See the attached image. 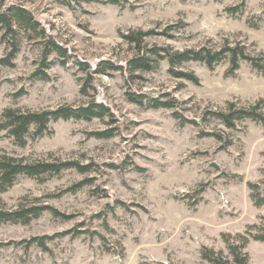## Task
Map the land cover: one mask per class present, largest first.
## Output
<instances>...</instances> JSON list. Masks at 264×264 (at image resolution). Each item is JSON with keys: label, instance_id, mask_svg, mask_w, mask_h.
Listing matches in <instances>:
<instances>
[{"label": "rangeland", "instance_id": "1", "mask_svg": "<svg viewBox=\"0 0 264 264\" xmlns=\"http://www.w3.org/2000/svg\"><path fill=\"white\" fill-rule=\"evenodd\" d=\"M8 1L28 9L71 59L52 64L46 79L32 81L39 53L24 41L14 66H0V113L5 107L77 106L94 99L109 107L112 121L60 119L24 147L0 133V150L13 156L33 160L51 154L94 164L86 173L19 176L0 192V211L50 204L68 216L43 212L26 224L0 222V264H199L202 247L227 253L223 234L264 224V203L252 201V194L264 199V124L245 119L230 129L203 117L228 102H260L264 113V61L261 68L242 61L233 72L226 59L212 68L195 61L176 67L193 73L198 82L192 83L174 77L165 61L154 71L130 70L127 61L138 48L122 37L149 31L147 48L173 50L228 40L264 60V0L82 1L71 7L56 0ZM100 60L123 70L93 75L88 95L81 94L86 72L75 62L91 70ZM21 87L25 93L14 98ZM126 91L173 99L175 106H139L126 99ZM173 112L197 125H180ZM108 128L114 132L110 138L87 135ZM201 130L220 132L222 139ZM84 179L90 183L63 191ZM64 230L78 233L48 241L45 248L16 243ZM245 251L250 264H264V241L250 239Z\"/></svg>", "mask_w": 264, "mask_h": 264}, {"label": "trees", "instance_id": "2", "mask_svg": "<svg viewBox=\"0 0 264 264\" xmlns=\"http://www.w3.org/2000/svg\"><path fill=\"white\" fill-rule=\"evenodd\" d=\"M58 3L72 6L73 3L80 4L82 1H100L103 3L119 4L118 0H56ZM151 35L149 31H133L129 34H122V37L128 42H134L138 52L129 58L127 66L130 70L154 71L158 68L161 61L168 64V71L177 78L197 83V77L193 73L178 70L176 67L183 63L195 61L205 64L212 68L223 60L229 62V71H235L242 61H249L254 67L261 68L259 58H254L248 54L246 47L240 43L231 44L224 40L220 44L212 43L208 40L206 43L197 47L185 48L183 50H173L170 47L152 46L147 48L144 44L145 37ZM24 41L32 43L38 49V65L29 75L30 80L46 79L47 70L54 63L65 65L71 55L66 47L61 45L55 38L49 34L34 15L23 5L0 0V43L3 45V54L0 56L1 67L14 66V59L21 50ZM145 48L144 52L141 49ZM78 68L86 72V77L82 80L80 93L88 95L87 89L93 75H109L112 72L122 71L123 67L110 60H100L96 66L89 70V65L82 61L75 62ZM25 93L24 88H20L12 95L14 98L20 97ZM126 99L129 102L139 106L149 108H169L175 106L173 99L159 100L147 97L145 94L126 91ZM260 102L250 106H238L234 102H228L225 108L207 110L204 112V119L215 120L225 128H234L237 121L245 119L258 121L264 124V113L261 112ZM180 122V125L191 123L197 125L194 120H187L177 112L172 113ZM109 117L112 121V113L109 107L103 102H97L94 99L88 100L82 105L62 104L53 108L29 109L20 107H5L0 113V133L9 138L14 145L24 147L29 139L41 137L48 133L49 124L57 120H92ZM201 135L214 137L221 140L222 135L217 131H203ZM89 137L110 138L114 135L113 129H103L88 132ZM2 151V150H0ZM94 164H81L77 160L61 159L59 157L48 155V157L29 160L24 157L13 156L5 151L0 153V192L9 189L19 176L40 177L43 175L56 176L65 170H75L78 173H86L92 169ZM90 183V179L81 180L65 190L64 192H75L84 185ZM250 187L255 185L250 184ZM254 205L260 206L264 199L252 194ZM124 205L123 202H117ZM43 212H49L57 218H68L57 208L50 204H39L22 206L20 209L12 211H0V222L9 223H29L33 218L40 216ZM78 232L73 230H64L52 235H43L31 237L27 240H20L17 244H23L25 247L37 245L45 248L48 241L66 235L76 236ZM264 241V224L254 223L248 225L243 233L235 235L223 234L222 241L227 253L222 250H214L208 247H202L200 250L199 264H250L248 253L245 247L248 241Z\"/></svg>", "mask_w": 264, "mask_h": 264}]
</instances>
